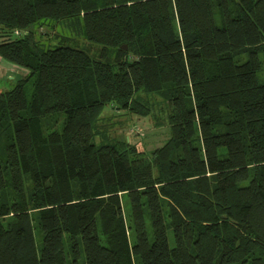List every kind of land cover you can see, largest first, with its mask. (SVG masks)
<instances>
[{
	"label": "trees",
	"instance_id": "1",
	"mask_svg": "<svg viewBox=\"0 0 264 264\" xmlns=\"http://www.w3.org/2000/svg\"><path fill=\"white\" fill-rule=\"evenodd\" d=\"M54 22L98 52L42 49ZM0 56L28 71L0 94V264H264V0H0ZM139 93L166 143L97 144Z\"/></svg>",
	"mask_w": 264,
	"mask_h": 264
},
{
	"label": "rangeland",
	"instance_id": "2",
	"mask_svg": "<svg viewBox=\"0 0 264 264\" xmlns=\"http://www.w3.org/2000/svg\"><path fill=\"white\" fill-rule=\"evenodd\" d=\"M34 39L42 49H52L60 45H66L87 50L90 55H95L98 52L97 46L88 44L80 33L62 23H48L40 27L35 31ZM138 97H140L141 102L146 103L150 108L149 114L142 116L118 109L115 105L105 106L94 129V139L97 144L113 143L114 140L125 141L146 156V158H150L152 151L159 149L166 143L170 132L166 119L167 108L161 97L157 94L156 96H148L143 93H139ZM53 119L54 117H48L44 120L45 131L60 129L62 118L58 117L56 124H53ZM120 201L124 219L128 223L131 212L126 194L121 195ZM168 236L172 245L170 231ZM35 242L37 251H40L41 240L38 233L36 234Z\"/></svg>",
	"mask_w": 264,
	"mask_h": 264
},
{
	"label": "crops",
	"instance_id": "3",
	"mask_svg": "<svg viewBox=\"0 0 264 264\" xmlns=\"http://www.w3.org/2000/svg\"><path fill=\"white\" fill-rule=\"evenodd\" d=\"M28 71L15 66L0 56V94L10 90L16 82L26 77Z\"/></svg>",
	"mask_w": 264,
	"mask_h": 264
},
{
	"label": "built area",
	"instance_id": "4",
	"mask_svg": "<svg viewBox=\"0 0 264 264\" xmlns=\"http://www.w3.org/2000/svg\"><path fill=\"white\" fill-rule=\"evenodd\" d=\"M16 34H18L17 32H15ZM20 35V34H19Z\"/></svg>",
	"mask_w": 264,
	"mask_h": 264
},
{
	"label": "water",
	"instance_id": "5",
	"mask_svg": "<svg viewBox=\"0 0 264 264\" xmlns=\"http://www.w3.org/2000/svg\"><path fill=\"white\" fill-rule=\"evenodd\" d=\"M125 48V47H124Z\"/></svg>",
	"mask_w": 264,
	"mask_h": 264
}]
</instances>
